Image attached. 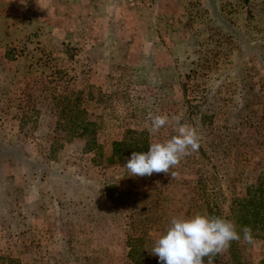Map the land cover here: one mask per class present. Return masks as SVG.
I'll return each mask as SVG.
<instances>
[{
	"label": "rangeland",
	"instance_id": "rangeland-1",
	"mask_svg": "<svg viewBox=\"0 0 264 264\" xmlns=\"http://www.w3.org/2000/svg\"><path fill=\"white\" fill-rule=\"evenodd\" d=\"M68 97L93 137L64 129ZM149 113L200 135L175 177L106 160L129 132L176 135L150 133ZM260 192L264 0H0V264H160L150 251L174 217L237 226ZM253 236L214 264H263Z\"/></svg>",
	"mask_w": 264,
	"mask_h": 264
},
{
	"label": "clouds",
	"instance_id": "clouds-1",
	"mask_svg": "<svg viewBox=\"0 0 264 264\" xmlns=\"http://www.w3.org/2000/svg\"><path fill=\"white\" fill-rule=\"evenodd\" d=\"M149 119L150 133H159L166 125L174 123L176 135L163 142L151 143L147 152H133L124 166L130 173L128 176L150 177L153 173H163L175 177L177 173L173 169L181 160L200 149V135L195 127L181 123L180 115L170 118L166 114L149 113ZM241 239L254 243L250 226L238 231L233 221L207 214L174 217L150 252L158 256L160 264H214L218 254L226 251L233 241Z\"/></svg>",
	"mask_w": 264,
	"mask_h": 264
},
{
	"label": "trees",
	"instance_id": "trees-1",
	"mask_svg": "<svg viewBox=\"0 0 264 264\" xmlns=\"http://www.w3.org/2000/svg\"><path fill=\"white\" fill-rule=\"evenodd\" d=\"M62 110L60 111L61 118L64 123V129L76 137L91 138L96 132V123L90 122L88 113L79 105L80 100L73 101L71 98H60ZM59 122V127L63 124ZM131 136V137H130ZM135 132L126 134L125 139L118 144L113 151V154L106 157L108 164H113L116 158H122L126 155H132L133 152H147L149 148L147 139L135 137ZM259 198H252L248 204L253 205L251 212L247 211L248 205L245 203L236 210L237 229L238 231L244 226H250L253 230V235L264 239V192H260ZM238 213V214H237ZM242 235V233H241ZM144 252L135 248L133 254H143ZM133 258V257H132ZM264 264V263H263Z\"/></svg>",
	"mask_w": 264,
	"mask_h": 264
}]
</instances>
